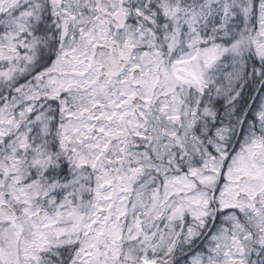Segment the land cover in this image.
<instances>
[{"label": "snow or ice", "instance_id": "snow-or-ice-1", "mask_svg": "<svg viewBox=\"0 0 264 264\" xmlns=\"http://www.w3.org/2000/svg\"><path fill=\"white\" fill-rule=\"evenodd\" d=\"M0 264H264V0H0Z\"/></svg>", "mask_w": 264, "mask_h": 264}]
</instances>
